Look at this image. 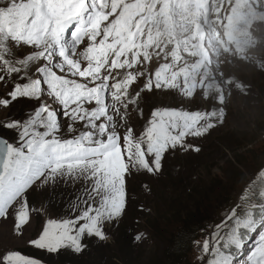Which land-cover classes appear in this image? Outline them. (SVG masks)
<instances>
[{
	"label": "rangeland",
	"instance_id": "1",
	"mask_svg": "<svg viewBox=\"0 0 264 264\" xmlns=\"http://www.w3.org/2000/svg\"><path fill=\"white\" fill-rule=\"evenodd\" d=\"M90 1L91 5L95 4V0ZM17 2L0 0V5H16ZM118 2L107 0L96 3L90 12L83 15L81 28L90 31L93 19H104L110 27V39L105 35L104 39L94 43V39L101 35L93 33L91 37L89 34L74 58L84 54L83 59L77 62L85 69L91 65L92 50L106 49V43L110 46L105 55L120 58L115 64H105L101 72L91 70L88 81L76 79L87 83L89 88L100 90L101 98L106 101L115 121L114 130L121 138L129 128L134 137L142 135L156 108L174 112V118L184 129H189L201 115L206 123L197 134L188 138L177 131L182 138V146L177 145L174 151L165 153L160 172L131 169L126 175V189L131 184L132 188L135 186L139 190L144 181L151 184L146 186L148 198L142 214L132 224L130 217L133 211L128 204L119 223V226L123 223L127 227L131 236V247L128 248L131 262L169 264L167 257L173 248L171 242L177 232L193 223L192 227H188L200 225L197 227V240L187 261L179 264H211L217 244L215 232L220 233L221 245L227 237V230L217 229L216 226L229 209L235 207L237 211L246 213L253 228H257L263 216L262 211L261 217L252 222L254 201L262 194L260 184L264 183V0H212L209 18L214 14L216 27L213 33L208 27L211 35L204 31L209 25L207 19L204 25L195 23L196 19L203 21L200 15L195 16L192 23L176 9L168 12L173 19L166 21L161 12L165 7H157L149 13L144 9L141 13L135 12L134 19L129 20L127 16L132 13L135 0L127 3L120 0L122 4L130 3L126 11L118 7ZM149 4L144 2L139 9ZM154 11L159 13V16L154 14L158 17L156 19ZM189 16L192 14L186 15L187 18ZM7 18V10H0V24ZM223 29L230 30L232 37L226 39L220 36ZM91 38L96 45L94 48H90ZM224 42L231 44L230 47L220 49L218 44ZM9 44L12 45L10 58L14 61L27 59L29 54L37 51L23 43L16 45L9 41ZM234 45H238L241 51L234 50ZM35 67L30 64L29 72L34 73ZM22 75L23 72L8 75L0 70V76H4V80L0 81V97H7L16 83H24L20 79ZM183 85L189 90L185 92ZM48 102L51 103L50 100ZM39 104V101L20 99L7 108L0 106V132L5 130L3 125L10 120H26L28 115H34ZM53 107L59 108V105ZM100 122L103 118L97 123ZM59 123L60 136L69 139L79 134L66 132L67 125L71 123L69 119L61 118ZM73 126L79 131H87L83 122L78 121ZM218 130H221L220 133L216 132ZM255 132L257 136L253 135ZM148 158L151 160V157ZM159 176L160 179L157 178ZM139 181L142 182L135 183ZM58 182L73 186L91 184V181L69 178L49 180L47 183L37 181L32 189H53ZM19 203L17 201L10 206L7 218L0 217V254L19 250L35 259L39 257L36 258L33 253L52 260L53 253L35 248L29 241L42 234L47 220L66 217L57 218L45 209L34 213L29 208V222L17 230ZM139 203V200L135 201L136 205ZM190 216H193L191 221ZM118 227L106 226L109 238L105 244L115 247L113 235ZM138 233H143L141 242L134 243L132 238ZM261 235L264 236V233ZM206 240L209 242L208 253L203 251ZM87 241L85 238L84 243ZM250 244L251 241L244 249L245 254ZM65 251L66 257L68 253L73 255L70 249ZM238 259L243 264V257Z\"/></svg>",
	"mask_w": 264,
	"mask_h": 264
},
{
	"label": "snow or ice",
	"instance_id": "2",
	"mask_svg": "<svg viewBox=\"0 0 264 264\" xmlns=\"http://www.w3.org/2000/svg\"><path fill=\"white\" fill-rule=\"evenodd\" d=\"M4 9L8 18L0 24V70L8 75L23 72L20 79L25 82L16 83L7 97H0V106L7 108L20 99L40 104L26 120H10L3 125L15 130L17 136L15 142L0 138V217L7 218L10 206L20 201L16 228L26 225L30 219L26 194L37 181H91L83 189L86 198H78L81 205L73 206L77 215L47 220L42 234L29 241L48 253L70 249L79 254L88 247L85 238L106 241V226H119L127 206L125 177L131 169L160 172L165 153L182 146V139L176 135L179 124L174 112L156 108L139 137L133 136L131 128L123 138L114 130L115 121L100 90L76 79L88 81L92 75L91 69L84 71L74 58L83 37L82 0H18L16 5H0V10ZM9 41L37 51L27 59L14 61ZM30 64L36 66L34 73L28 70ZM93 103L95 107H86ZM61 118L71 121L66 132L79 134L61 138ZM102 118L103 122L97 123ZM78 121L87 131L73 126ZM216 228L226 229L227 237L221 245L220 233L215 232L217 244L211 264H241V256L243 264H264V223L260 229L251 227L246 213L233 207ZM142 236L136 234L133 242H141ZM203 251H209L207 240ZM0 264L41 262L19 250H10L0 254Z\"/></svg>",
	"mask_w": 264,
	"mask_h": 264
},
{
	"label": "trees",
	"instance_id": "3",
	"mask_svg": "<svg viewBox=\"0 0 264 264\" xmlns=\"http://www.w3.org/2000/svg\"><path fill=\"white\" fill-rule=\"evenodd\" d=\"M183 88L185 92L189 90L188 87L184 85ZM20 120L23 121L22 119ZM205 124L206 123L203 120V116L201 115V117L195 119L193 125L189 129H184V127L180 125L177 131H179V133H183V136H186L188 138L191 135L197 134L199 130L205 126ZM220 131L221 130H218L216 132L220 133ZM179 133L176 132V135L181 138ZM210 134L211 132H209V135ZM253 135L257 136V133L255 132ZM0 136L8 139L10 142H15L17 133L15 130L5 128L4 131L0 132ZM61 138L67 139L63 136H61ZM257 140L259 141L260 139ZM160 177L161 176L157 178L160 179ZM135 181H138V179H135ZM141 182L142 181L135 183L139 184ZM259 182L257 184H259ZM56 184L58 185H56L53 189H47L44 191H37L36 189H32V186L26 194L29 208L33 210L34 213H37L39 209H45L52 212L57 218H71L73 215H77L78 211L74 213L72 209L75 205H81V200L78 198H86V193H84L83 189L87 185L73 186L72 184L65 182H58ZM150 185V183H146L144 181L142 188L139 190H137L135 186H133L132 188L131 184V187L129 186L126 189V195L128 197L127 205L129 204V207L132 208L133 211L130 217V221L132 224L139 216V214H142V211L145 209L146 201L148 198L146 196V186ZM260 186L262 194L258 195L257 199L254 201L255 205L252 213L254 214V217H251L252 222H256L257 218L259 216L261 217V212L263 211V216L258 221L256 229H260L262 223H264V183L260 184ZM137 200H139L140 203L136 205L135 201ZM192 217L193 216H190L189 219ZM184 222L186 225L188 223V219ZM188 226L192 227L193 223L188 224ZM188 226L185 229H181L179 232H177L176 238L171 242V246L173 248L169 251V255L167 257L169 264H179L183 260L187 261L190 253L192 252L194 242L197 240L198 236L197 227H199L200 225H197L193 228H189ZM261 233H264V231H262ZM113 236L115 247L105 244V241L98 242L95 238H93L88 239V241L86 242L88 247L79 254H76L72 251L73 255H71V253H68V256L66 257L64 253H67V251H65L66 249H64L62 253L60 251L57 254H52V260L43 259L44 257L36 255V253H33V255H35L36 258L39 257L36 260L41 262V264H133L131 262L130 253L128 252V248L131 247L129 246V237L131 240V236L129 232H127V227H125L122 223L116 229V233Z\"/></svg>",
	"mask_w": 264,
	"mask_h": 264
},
{
	"label": "clouds",
	"instance_id": "4",
	"mask_svg": "<svg viewBox=\"0 0 264 264\" xmlns=\"http://www.w3.org/2000/svg\"><path fill=\"white\" fill-rule=\"evenodd\" d=\"M104 1H107V0H95V4L97 3H102ZM215 1V0H214ZM83 2V9H82V17L84 14H86V12H90V10L92 9V7L95 6L94 5H91V1L90 0H82ZM194 8H203L201 10H198L197 12H195L194 16H193V20H192V23L194 22V17L197 16V15H200L201 18H203V21H199L198 19L195 20V23H200L202 25H204V22L205 20L207 19L208 20V26L205 27L204 31H206V34H209L211 35L214 31V28L216 27V25L214 24V27L211 26L213 24V15L209 18V14L211 12L210 8H211V2L212 0H191ZM214 3V2H213ZM118 7L120 8V0L118 2ZM154 14H158L159 16V13L158 11H154L153 12V16ZM90 18L92 19L93 17L90 15ZM154 18H158V17H155ZM209 20H210V23H209ZM204 27V26H203ZM208 27H209V30H211L212 33H210V31H208ZM94 30H95V22H94V19L92 20V25H91V30L90 31H86L85 30V27L82 28V31H83V37H82V41H81V44L77 45V50L78 51L80 48L78 47H82V45L84 44L85 40H86V37L90 34L91 37H93V33H94ZM201 35H203V32L201 31ZM222 37H225L226 39H229L232 37V33L230 30H225L223 29L221 31V35ZM217 39V37H216ZM100 42H104L106 43L105 41H99L98 43ZM130 43V41L128 42ZM137 43V42H136ZM125 44V43H124ZM123 43L121 45H124ZM224 44V46H223ZM223 44H218L221 48H228L230 47L231 44H229L228 42H224ZM107 47L106 49H102L101 51L99 50H96V49H93L90 56H91V65H89L87 68H85L84 70H89L91 69L92 71L94 72H101L102 69L104 68L105 64L107 63H113L115 64L117 62V60L120 58H114V57H108L105 55V52L108 50L110 44L109 43H106ZM96 45H93V41H92V38H91V44H90V48H94ZM240 47H242V45L239 44ZM238 45H234V50L236 51H241V48L239 47ZM134 47V46H132ZM131 47V48H132Z\"/></svg>",
	"mask_w": 264,
	"mask_h": 264
},
{
	"label": "bare ground",
	"instance_id": "5",
	"mask_svg": "<svg viewBox=\"0 0 264 264\" xmlns=\"http://www.w3.org/2000/svg\"><path fill=\"white\" fill-rule=\"evenodd\" d=\"M127 1H129V0H125L126 3H127ZM144 2L145 3L150 2V4L149 5H146V6L145 5L142 6L141 7V10H140L139 9V6L142 5ZM128 5H130V3H128V4H122L120 2V9L123 10V11H126V8L128 7ZM144 7H146V8H144ZM157 7H165L161 12L164 14V18L166 19V21L168 19H173V17L170 14H168V12H173L176 9L178 11H180V14H182L187 21L193 20V16L195 14V11H198V10L203 9V8H194L191 0H135V4L133 5V11L130 14V17L129 16H127V17L129 18V20H132V19H134V13L135 12L141 13V11H143V9H144L145 12H148L149 13V11L155 10ZM185 12L191 13L192 16H189L187 18L186 15L188 13L185 14ZM94 22H95L94 34L101 35V36L96 37L94 39V43L97 40L104 39V36L105 35H106V37L108 39H110L109 38V35H110V27H109L108 23L104 19H97V20H94ZM209 23H210V20H209ZM138 24H140V23H138ZM141 24H143V23H141ZM211 26L214 27V23ZM107 28H108V30H107ZM219 48L221 49L220 46H219ZM83 51L85 53V50H83ZM107 51H109V48H108ZM83 56H84V54H82L80 57L76 56L75 57L76 61H81L83 59ZM78 63H80V62H78Z\"/></svg>",
	"mask_w": 264,
	"mask_h": 264
},
{
	"label": "water",
	"instance_id": "6",
	"mask_svg": "<svg viewBox=\"0 0 264 264\" xmlns=\"http://www.w3.org/2000/svg\"><path fill=\"white\" fill-rule=\"evenodd\" d=\"M0 138H4V137L0 136Z\"/></svg>",
	"mask_w": 264,
	"mask_h": 264
}]
</instances>
